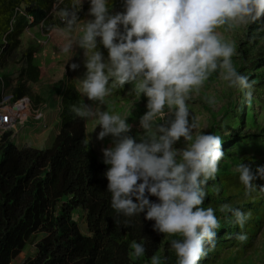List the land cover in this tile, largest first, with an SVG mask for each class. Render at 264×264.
I'll return each mask as SVG.
<instances>
[{
  "label": "clouds",
  "instance_id": "obj_1",
  "mask_svg": "<svg viewBox=\"0 0 264 264\" xmlns=\"http://www.w3.org/2000/svg\"><path fill=\"white\" fill-rule=\"evenodd\" d=\"M62 2L53 5L62 30L77 35L61 51L70 52L74 45L84 50L86 73L76 88L81 96L104 105L114 89L132 83L136 96L147 97V111L139 119L145 133L140 142L126 135L131 125L115 111L85 103L70 108L76 117L96 121L101 128L97 139L114 138V146L102 149L103 163L110 165L105 176L111 207L129 217L144 213L155 231L179 237L171 240L176 264H199L216 246L220 222L215 209L203 205L208 181L215 179L225 152L221 136L200 130L188 101L219 71L229 88L240 89L251 102L253 85L234 66L235 44L220 30L264 20V0H124V11L115 14L108 0H90L88 20L77 15L81 0L71 4L73 11L60 8ZM98 38L107 60L98 50ZM207 102L215 104L213 98ZM181 138L186 146L175 148ZM236 171L248 193L256 190L255 179H264V166L254 174L241 163ZM220 210L230 212L241 229L252 215L229 204ZM236 239L245 242L247 235L238 233ZM130 248L137 258L146 251L136 241ZM151 264H161L160 258L153 255Z\"/></svg>",
  "mask_w": 264,
  "mask_h": 264
},
{
  "label": "trees",
  "instance_id": "obj_2",
  "mask_svg": "<svg viewBox=\"0 0 264 264\" xmlns=\"http://www.w3.org/2000/svg\"><path fill=\"white\" fill-rule=\"evenodd\" d=\"M74 2L63 0L59 7L73 11ZM54 3L56 0H0V67L20 51L21 36L27 29L44 24L52 13L58 15ZM242 36L233 64L253 85L251 102L234 88L237 97L212 115L206 134L222 137L224 158L248 155L245 164L249 165L253 156L264 151L262 130L250 131V122L255 120L254 105L264 103V48L259 45L264 39V20L246 25ZM97 47L107 60V49L99 40ZM36 51L30 46L20 51L22 64L14 84L10 73L0 74V101L8 89L13 100L30 94L27 83L36 82L40 76ZM84 62L85 57L81 61L82 78L86 73ZM76 88L66 78L54 88L59 129L50 146H19L9 131L0 136V264H11L28 244L34 245V253L19 264H151L153 255L160 258L161 264H176L171 240L179 237L155 231L154 221L146 220L144 213L129 217L111 207L105 176L110 165L103 163V153L93 146L85 120L70 111L72 105L83 103ZM130 89L132 83L114 89L111 103ZM30 95L38 105L41 97ZM126 135L140 142L135 130ZM106 138L110 143L104 148L114 146V138ZM256 168H251L254 174ZM253 183L256 190L246 192L236 169L231 171L219 163L215 179L206 186L208 196L203 207L215 209L220 228L216 230L215 248L199 264H239L238 254L251 245L264 221V179L258 177ZM149 198L157 202L156 197ZM223 204L251 212L243 229L234 223L230 212L220 210ZM80 218L85 222V232L79 228ZM241 232L247 235L245 242L236 239ZM133 241L144 245L142 257L131 255ZM222 252L233 254L221 256Z\"/></svg>",
  "mask_w": 264,
  "mask_h": 264
},
{
  "label": "rangeland",
  "instance_id": "obj_3",
  "mask_svg": "<svg viewBox=\"0 0 264 264\" xmlns=\"http://www.w3.org/2000/svg\"><path fill=\"white\" fill-rule=\"evenodd\" d=\"M77 2V0H75ZM109 11L112 14L124 11V0H108ZM90 9V0H81L80 9L77 15L80 20L92 19L88 15ZM55 26V27H50ZM246 26V25H245ZM245 26H241L237 29L227 31L221 29V33L226 40H229L237 45V42L243 40V32ZM64 27L63 21L59 19V15L52 13L44 24L34 26L27 29L21 36V49L23 51L26 47L37 48L35 52V63L40 68V76L36 82H29V93L32 95H39L41 97L40 103L35 106L33 97L27 95L31 100V111L28 119L24 122L22 127L13 132L15 142L21 146L28 144L32 147L43 148L50 146L55 136L58 133V113L57 102L58 97L53 95L54 88L65 78L69 81H73L78 86V79L82 78V64L81 61L85 57L84 50L79 46L74 45L72 51L62 52L61 48L74 40L77 33H66L62 30ZM99 40V38H98ZM264 48V39L259 44ZM20 51L13 57H8L5 61V66L0 67L1 73H10L13 79L17 77L18 69L20 68L22 61L20 58ZM238 52L236 51V55ZM235 63L236 58H232ZM76 63L79 65L77 70H72L70 65ZM236 67V65L234 64ZM10 90L4 92L5 98L10 94ZM237 92L234 88H229L227 82L222 79L219 71L213 73L210 79L205 83L204 87L199 93H193L192 98L188 101L189 109L192 116L199 124V128L205 134L209 130L212 122V115L218 114L220 110L227 105L230 100H234L237 97ZM83 97V103L92 105L93 107H99L101 110H108L110 112L115 111L122 118H127V123L131 125V131H136L139 137L145 135L144 130L139 125V119L145 114L147 108L142 110L146 105L147 97L144 95L136 96L132 94V90H127L126 93L118 97L115 103H111L110 97L106 98V104L99 105ZM213 98L215 104H209L207 100ZM37 109V110H35ZM255 120L251 123L252 132H257L258 128L264 133V103H255ZM40 113V117H36V114ZM163 123V121H158ZM88 136L91 139L93 146L102 153L104 146L110 143V140L106 137L103 140L97 139L100 131V126H96L94 119L85 120ZM253 129V130H252ZM129 133V132H128ZM127 133V134H128ZM1 136V133H0ZM186 146V142L181 138L175 148L183 149ZM102 156L101 154H99ZM246 156L239 155L235 158H224L220 161V164H226L229 170H235L237 165L246 163ZM250 168L264 166V151L253 156V161L248 165ZM79 228L82 232H85V222L83 219H79ZM34 253V245L28 244L22 252H20L11 262V264H19L22 260ZM229 253V252H228ZM228 253H221V256H227ZM233 254L229 253L228 255ZM239 264H261L264 260V221L257 229L254 238L252 239L250 246H245L238 254ZM237 263V262H236Z\"/></svg>",
  "mask_w": 264,
  "mask_h": 264
},
{
  "label": "built area",
  "instance_id": "obj_4",
  "mask_svg": "<svg viewBox=\"0 0 264 264\" xmlns=\"http://www.w3.org/2000/svg\"><path fill=\"white\" fill-rule=\"evenodd\" d=\"M30 100L22 97L13 100L12 94L2 97L0 101V133L4 131L16 132L28 119L31 111ZM37 110V109H35ZM41 114L37 112L36 117Z\"/></svg>",
  "mask_w": 264,
  "mask_h": 264
}]
</instances>
